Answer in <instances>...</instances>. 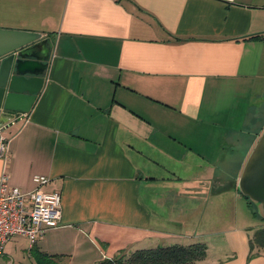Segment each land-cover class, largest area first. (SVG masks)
Returning <instances> with one entry per match:
<instances>
[{
    "label": "crops",
    "instance_id": "crops-1",
    "mask_svg": "<svg viewBox=\"0 0 264 264\" xmlns=\"http://www.w3.org/2000/svg\"><path fill=\"white\" fill-rule=\"evenodd\" d=\"M0 29L51 46L44 87L7 122L0 158L12 186L30 192L44 176V191L61 194V224L36 251L97 264L205 243L196 264H264V249L248 260L245 199L219 192L238 188L264 131V40L243 39L264 33V0H0ZM209 204H227L231 222L196 225ZM16 237L5 253L34 259Z\"/></svg>",
    "mask_w": 264,
    "mask_h": 264
},
{
    "label": "water",
    "instance_id": "water-1",
    "mask_svg": "<svg viewBox=\"0 0 264 264\" xmlns=\"http://www.w3.org/2000/svg\"><path fill=\"white\" fill-rule=\"evenodd\" d=\"M50 57L49 40L40 33L0 29V125L12 115L32 110L44 87ZM238 191L264 219V131L242 170Z\"/></svg>",
    "mask_w": 264,
    "mask_h": 264
},
{
    "label": "built area",
    "instance_id": "built-area-1",
    "mask_svg": "<svg viewBox=\"0 0 264 264\" xmlns=\"http://www.w3.org/2000/svg\"><path fill=\"white\" fill-rule=\"evenodd\" d=\"M20 114L18 118L21 117ZM0 125V158L8 162L9 141L7 125ZM6 167V166H5ZM35 189L23 192L10 184V175L4 170L0 175V256L4 255L9 240L21 236L34 247L50 229L58 228L62 220V197L59 192H46L49 178L33 177Z\"/></svg>",
    "mask_w": 264,
    "mask_h": 264
},
{
    "label": "trees",
    "instance_id": "trees-1",
    "mask_svg": "<svg viewBox=\"0 0 264 264\" xmlns=\"http://www.w3.org/2000/svg\"><path fill=\"white\" fill-rule=\"evenodd\" d=\"M244 40H264V33L243 37ZM236 180L231 185H226L219 192L227 190H238ZM241 194V193H240ZM242 195V194H241ZM247 201L249 207L254 210V215L261 218L255 205L250 202L248 197L242 195ZM250 261L257 255V249H264V227L255 229L253 236L249 241ZM34 249V247L32 248ZM32 255L36 264H56L54 256L32 250ZM208 246L205 243H194L190 245L175 244L171 246H160L157 248L138 249L135 251H121L119 255L113 258H107L99 261L97 264H196L203 262L207 258Z\"/></svg>",
    "mask_w": 264,
    "mask_h": 264
},
{
    "label": "rangeland",
    "instance_id": "rangeland-1",
    "mask_svg": "<svg viewBox=\"0 0 264 264\" xmlns=\"http://www.w3.org/2000/svg\"><path fill=\"white\" fill-rule=\"evenodd\" d=\"M248 143L245 141H241L240 145L243 147L244 150L247 151L249 146ZM227 147L230 148L231 145L227 143ZM242 214L240 215V224L242 227H245L248 229L249 234H254V230L258 228L264 227V219L257 217L254 215V210L252 207H249L246 200H242ZM248 208L246 207V204ZM189 206H194L193 204H187ZM211 206L213 204H209L206 206V208L203 210L202 214L199 212L198 215H193L191 220H194L196 222V225H201L205 227H210L212 229L213 227H216L217 225L223 224L225 222V225H228L229 222H231V217L233 216L230 210L227 208L228 205L224 204L219 211H217L215 208L216 206H213L214 209H211ZM211 209V210H210ZM238 217V216H237ZM23 239L19 237H15L12 239V246L15 247L17 245H21ZM16 242V243H15ZM25 244L24 246H27V242L23 241ZM23 246V244H22ZM27 248V247H24ZM7 249V248H6ZM259 252L260 250H256ZM10 252V253H9ZM9 252L4 253V255L0 256V264H36V260L30 257V253L26 250L20 251L18 253H15L14 250H10ZM9 253V254H8ZM60 262H56V264H59Z\"/></svg>",
    "mask_w": 264,
    "mask_h": 264
}]
</instances>
